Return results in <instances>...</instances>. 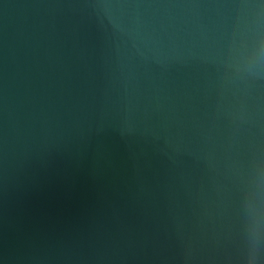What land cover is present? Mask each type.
Instances as JSON below:
<instances>
[{
	"label": "water",
	"instance_id": "water-1",
	"mask_svg": "<svg viewBox=\"0 0 264 264\" xmlns=\"http://www.w3.org/2000/svg\"><path fill=\"white\" fill-rule=\"evenodd\" d=\"M0 264H17L11 258H9L6 254L0 251Z\"/></svg>",
	"mask_w": 264,
	"mask_h": 264
}]
</instances>
